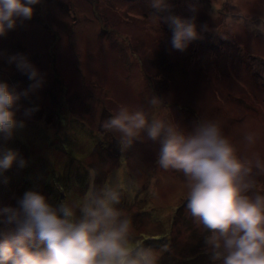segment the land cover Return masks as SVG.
<instances>
[{
  "label": "rangeland",
  "instance_id": "rangeland-1",
  "mask_svg": "<svg viewBox=\"0 0 264 264\" xmlns=\"http://www.w3.org/2000/svg\"><path fill=\"white\" fill-rule=\"evenodd\" d=\"M35 8L31 20L0 37V78L28 88V77L6 62L22 53L45 79L21 101L17 118L25 126L0 137V147L28 162L5 173L0 203L14 206L32 190L76 209L92 193L91 180L107 181L119 185L138 248H150L156 264H221L186 208L183 173L156 165L159 143L145 139L122 152L101 124L121 104L152 111L148 99L158 94L163 118L185 128L216 121L242 159L264 161V31L255 27L264 0H171L157 14L194 18L201 33L184 51L172 48L171 28L160 25L150 0H43ZM34 106L26 117L23 109ZM252 175L264 194V172L253 167Z\"/></svg>",
  "mask_w": 264,
  "mask_h": 264
},
{
  "label": "clouds",
  "instance_id": "clouds-1",
  "mask_svg": "<svg viewBox=\"0 0 264 264\" xmlns=\"http://www.w3.org/2000/svg\"><path fill=\"white\" fill-rule=\"evenodd\" d=\"M42 2L0 0V37L15 30L21 20H31ZM150 6L160 25L171 28L173 49L184 51L200 38L194 18L157 14L168 12L171 0H150ZM255 27L264 31V18ZM6 62L31 81L20 90L0 78V137L11 139L25 126L17 118L21 101L40 90L45 79L22 53L6 56ZM148 103L152 111L119 105L102 122V129L116 134L122 152L145 139L159 143L155 163L186 178V208L207 230L204 243L213 261L264 264V194L255 190L252 175L253 167L264 172V161L257 157L253 164L242 159L216 121L194 120L185 128L159 114L160 95L153 94ZM38 110V106L23 109L26 117ZM244 139L252 145L256 134L249 132ZM27 163L18 151L0 147V182H7L8 170ZM120 199L119 185H106L86 197L79 216L66 200L53 206L32 190L14 206L0 203V264H156L150 248L132 247V222L117 207Z\"/></svg>",
  "mask_w": 264,
  "mask_h": 264
},
{
  "label": "trees",
  "instance_id": "trees-1",
  "mask_svg": "<svg viewBox=\"0 0 264 264\" xmlns=\"http://www.w3.org/2000/svg\"><path fill=\"white\" fill-rule=\"evenodd\" d=\"M91 182H92V192H98L101 188H103L104 187V185H106V183H107V181H105V182H103V184H99V182H98V180L97 179H95L94 181H92L91 180ZM0 185L2 186V184H1V182H0ZM3 187V186H2ZM1 187V188H2ZM8 191H10V190H8ZM20 194V193H19ZM122 196H121V199H120V203H119V205H117V207L121 210V209H123V210H125V209H128L127 208V201H126V199H125V196L123 195V194H121ZM51 197V196H50ZM54 197V196H53ZM52 199V198H51ZM52 201L53 200H50V203L52 204ZM81 203V202H80ZM77 204V207H76V209H75V211H76V213H77V216H79V208H80V206H81V204ZM53 205V204H52ZM138 214V213H137ZM135 235V236H134ZM137 238L139 239V235H136V234H132V240H131V244H132V247L133 248H138L141 244H142V242L139 240V241H137ZM41 247H42V245H40ZM187 261H188V259H185V263L184 264H186L187 263ZM165 262V261H164ZM159 263V262H158ZM160 264H164L163 263V260L161 261V263Z\"/></svg>",
  "mask_w": 264,
  "mask_h": 264
}]
</instances>
